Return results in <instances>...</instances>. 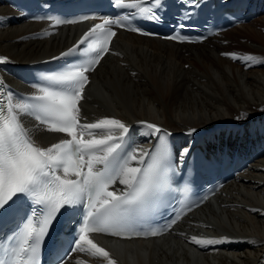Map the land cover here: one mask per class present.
<instances>
[{"label": "bare ground", "instance_id": "6f19581e", "mask_svg": "<svg viewBox=\"0 0 264 264\" xmlns=\"http://www.w3.org/2000/svg\"><path fill=\"white\" fill-rule=\"evenodd\" d=\"M250 23L215 34L198 44L119 32L111 53L93 73L81 101L82 123L119 119L139 131L146 151L158 140L145 135L144 123L183 136L192 145L205 139L210 147L237 146L259 158L235 177L216 198L180 221L159 240H91L109 253L73 254L65 264H259L264 255V0ZM16 12L0 0V55L8 57L1 74L21 85L18 74L71 46L81 25L62 26L43 39L32 32L42 23L10 21ZM222 53H235L239 58ZM251 55L257 62L246 61ZM250 65V66H249ZM16 72L14 75L13 72ZM192 129H196L195 132ZM36 145L48 148L61 136L31 126ZM86 139H89L85 135ZM138 167L137 161L131 162ZM99 167V166H97ZM226 242L197 245L191 237ZM90 248L87 245L86 250Z\"/></svg>", "mask_w": 264, "mask_h": 264}, {"label": "snow or ice", "instance_id": "6c2138e0", "mask_svg": "<svg viewBox=\"0 0 264 264\" xmlns=\"http://www.w3.org/2000/svg\"><path fill=\"white\" fill-rule=\"evenodd\" d=\"M114 3L135 10L133 16L139 14L148 20H159L157 12L163 6L161 0H148L149 6H143L142 2L124 5L123 0H114ZM89 18L93 17L82 19ZM73 22L56 21L57 24ZM112 24H121V21L107 19L104 24H96L85 33L82 42L93 37L95 49H100L103 44L102 51H107L104 37L110 40L115 33L109 32L104 25ZM131 30L140 31L138 28ZM75 51V48L69 49L61 55ZM222 55L234 60L239 58L235 53ZM245 60L257 62L251 55ZM98 63L99 53L86 63L66 66L58 73L47 75L45 83L35 86L40 94L28 100L13 102L10 94L7 101L0 99V227L20 221L15 229H11V236L6 237L12 239L15 246L11 249V259L5 264H41L39 254L45 240L51 238L54 225L65 215L78 214L81 208L86 210L72 251H85L86 244L90 245L87 251L93 257L108 258L109 253L93 243L89 233L133 238L124 235L128 220L150 210L160 195L170 188L171 150L165 139L168 134H161L157 125L144 123L150 130L145 135H156L159 141L150 153L143 149H128L130 127L119 119L101 118L92 123H81L79 101L84 99V89L89 82L87 73L94 71V65ZM24 116H31L47 131L65 133L71 139H63L48 148L39 147L23 124ZM85 135L90 138L83 139ZM187 151H181V158ZM145 156L149 157L148 161L144 160ZM132 161L143 167H132ZM58 172L63 173V178ZM69 175L76 179H69ZM117 181L127 190L109 191ZM159 234L149 231L144 235ZM140 235V232L134 233V236ZM226 240L191 237L193 243L201 246ZM59 264H65L63 257ZM108 264H115V261L109 259Z\"/></svg>", "mask_w": 264, "mask_h": 264}, {"label": "rangeland", "instance_id": "374dc122", "mask_svg": "<svg viewBox=\"0 0 264 264\" xmlns=\"http://www.w3.org/2000/svg\"><path fill=\"white\" fill-rule=\"evenodd\" d=\"M261 11H262V9H261Z\"/></svg>", "mask_w": 264, "mask_h": 264}]
</instances>
